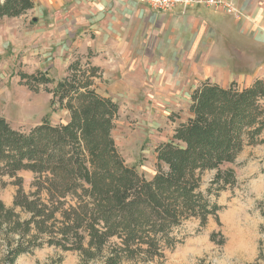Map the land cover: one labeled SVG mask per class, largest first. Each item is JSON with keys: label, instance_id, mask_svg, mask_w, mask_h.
<instances>
[{"label": "trees", "instance_id": "16d2710c", "mask_svg": "<svg viewBox=\"0 0 264 264\" xmlns=\"http://www.w3.org/2000/svg\"><path fill=\"white\" fill-rule=\"evenodd\" d=\"M33 5L0 0V19L20 17ZM92 57L74 58L58 81L19 73L29 90L44 86L51 111H66L68 120L51 125L43 118L20 131L0 117V177L14 179L18 188L11 207L0 201V264L44 247L102 264L159 258L179 243L174 233L186 221L197 219L203 227L217 218L220 207L210 195L236 183L225 166L244 147L264 144V80L244 87L206 80L190 92L187 117L171 140L155 148V173L146 179L115 145L119 106L97 92L102 73ZM22 171L34 176L29 194L17 177ZM209 171L215 176L204 192L201 179Z\"/></svg>", "mask_w": 264, "mask_h": 264}, {"label": "rangeland", "instance_id": "374dc122", "mask_svg": "<svg viewBox=\"0 0 264 264\" xmlns=\"http://www.w3.org/2000/svg\"><path fill=\"white\" fill-rule=\"evenodd\" d=\"M96 1L103 6L104 0ZM33 4L20 17L0 19V117L20 131L39 125L43 118L51 125L63 124L68 113L52 112L46 88L29 90L19 73L41 72L58 81L70 62L85 57L88 50L95 62L104 64L107 59L103 47L95 45V32L88 25L95 22H88L87 9L69 0H33ZM96 9V13L107 11L104 6ZM221 14L214 17L217 27L200 26L193 31L198 36L192 40L191 60L156 62L149 69L121 63L128 68L123 80L126 86L120 83L116 89L114 80L105 76L95 82L97 92L119 106L112 135L120 155L146 179L155 173V148L170 141L175 127L186 119L195 85L205 78L221 86L234 82L239 87L264 80V23L251 17L250 33L240 23L234 26L232 16ZM225 168L233 169L236 183L210 195L211 202L220 207L217 218L209 217L203 227L199 220L190 219L174 233L179 241L175 248L151 261L124 264H264V144L244 147ZM214 176L215 171L203 174L202 191L210 189ZM17 177L22 180V192L31 193L33 174L22 171ZM14 181L0 177V201L8 208L18 190ZM21 217L26 215L21 213ZM15 264L102 261H86L76 252L44 247L20 256Z\"/></svg>", "mask_w": 264, "mask_h": 264}, {"label": "crops", "instance_id": "0c3cea01", "mask_svg": "<svg viewBox=\"0 0 264 264\" xmlns=\"http://www.w3.org/2000/svg\"><path fill=\"white\" fill-rule=\"evenodd\" d=\"M69 1L73 5L82 6V9H87L91 14L88 16V22L94 21L95 24L88 25L95 32V45L103 47L102 53L107 59L103 61L104 64L94 60L90 61L93 66L100 69L102 78L105 76L114 80L113 86L116 89L120 83H123L124 86L127 84L123 80L127 77L126 69L128 68L121 63H135L136 69H140V65L143 68L148 66L149 69L152 67V63L156 62L191 60L192 40L198 36L193 31H197L200 26L206 29L217 27L214 17L223 15L221 14L223 12L219 10L203 7L186 10L176 8L167 13H159L139 0H104L103 6L107 11L96 13V8L103 7L96 0ZM229 1L244 15L241 21L237 22L232 19L234 26L240 23L241 28L251 33V17L258 18V21L264 23L262 16L264 7L261 5L264 0ZM86 3L89 7L85 5ZM217 59L219 58L214 60ZM206 80L209 79L205 78L199 83Z\"/></svg>", "mask_w": 264, "mask_h": 264}, {"label": "built area", "instance_id": "2783aa9c", "mask_svg": "<svg viewBox=\"0 0 264 264\" xmlns=\"http://www.w3.org/2000/svg\"><path fill=\"white\" fill-rule=\"evenodd\" d=\"M142 4L159 13H167L176 8L183 10L195 7L216 9L241 21L243 13L229 0H139Z\"/></svg>", "mask_w": 264, "mask_h": 264}]
</instances>
